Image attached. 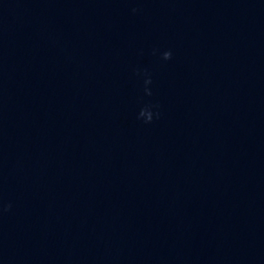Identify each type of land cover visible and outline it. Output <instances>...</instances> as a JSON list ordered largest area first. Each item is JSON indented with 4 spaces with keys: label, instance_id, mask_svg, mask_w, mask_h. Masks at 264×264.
I'll return each instance as SVG.
<instances>
[{
    "label": "water",
    "instance_id": "95a60500",
    "mask_svg": "<svg viewBox=\"0 0 264 264\" xmlns=\"http://www.w3.org/2000/svg\"><path fill=\"white\" fill-rule=\"evenodd\" d=\"M0 264H264V0H0Z\"/></svg>",
    "mask_w": 264,
    "mask_h": 264
},
{
    "label": "clouds",
    "instance_id": "9594fccd",
    "mask_svg": "<svg viewBox=\"0 0 264 264\" xmlns=\"http://www.w3.org/2000/svg\"><path fill=\"white\" fill-rule=\"evenodd\" d=\"M133 11L135 12V11H137L136 9H133ZM171 57H172V52H171V50H167V51H164L163 53H162V58L164 59V60H168V59H171ZM145 85H147V84H150L152 81H151V77L150 76H148L146 79H145ZM145 92H146V94L147 95H152V93H151V90L150 89H148V88H145ZM154 107H157L156 105H146V106H144L143 108H141V110H140V112H139V114H138V118H144V122L145 123H150L151 121H152V119H153V115H154V113H153V111H152V108H154ZM155 116H159V113L158 112H156L155 113ZM7 207H11V205H8Z\"/></svg>",
    "mask_w": 264,
    "mask_h": 264
}]
</instances>
